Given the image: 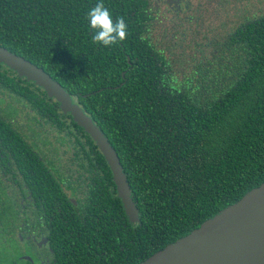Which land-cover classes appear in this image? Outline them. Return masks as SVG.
<instances>
[{
  "label": "trees",
  "instance_id": "obj_1",
  "mask_svg": "<svg viewBox=\"0 0 264 264\" xmlns=\"http://www.w3.org/2000/svg\"><path fill=\"white\" fill-rule=\"evenodd\" d=\"M97 3L0 0V45L49 73L105 133L138 209L135 225L116 196L103 154L70 113L64 114L58 101L16 74L0 71V84L9 90V102L27 105L26 121L39 116L61 130L67 116L78 131L68 134L73 136L72 152L81 165L83 160L89 164L90 174L85 178L90 181L89 197L81 204L89 209L95 203L96 211L85 220L74 214V227L80 229L74 236L85 238L84 227L93 228L86 241L98 254L76 238L75 259L83 264H137L264 181V15L239 25L222 66L207 67L211 49H196V41L189 39L179 48L175 43L180 35L160 27L152 33L142 11L136 24L124 19V41L109 47L95 44L87 13ZM103 3L114 22L122 16L114 0ZM7 112L16 114L17 109ZM4 115L0 160L18 167L35 192L39 181L45 198L57 190V206L64 211L60 187L44 185L55 180L47 172L46 158ZM93 169L104 178L93 175ZM107 180L112 193L103 184ZM98 185L101 195L95 192ZM60 263L67 261L62 258Z\"/></svg>",
  "mask_w": 264,
  "mask_h": 264
},
{
  "label": "flooded vegetation",
  "instance_id": "obj_2",
  "mask_svg": "<svg viewBox=\"0 0 264 264\" xmlns=\"http://www.w3.org/2000/svg\"><path fill=\"white\" fill-rule=\"evenodd\" d=\"M251 1L255 6L252 15L240 20L235 17L231 19V15L247 5L249 0H114L119 5L121 17L127 22L136 24V14L142 11L148 17L152 33H157L156 29L160 27L180 35L177 44L175 43L179 48L191 40L196 41V49L203 48L204 51L211 49L214 55L209 58L204 56L211 60L206 58L207 67L221 65L222 55L227 51V43L230 42L232 34L239 25L264 15V0ZM214 44L215 46L212 47ZM189 49L191 48L188 47L187 50ZM195 52L197 56L201 54ZM214 60L218 62L214 63ZM0 71L16 74L15 71L2 65ZM21 79L25 81L26 78L21 77ZM34 86H37L39 93L42 91L38 85L34 84ZM8 91L0 84V114H5L6 121H10L12 127L20 132L23 138L28 139V142L34 146L35 152L44 155L47 160L45 164L47 172L55 177L53 184L44 185L52 190L60 187L65 210L57 206V190H53L51 195L45 198L46 195L39 189V181L35 182V192L33 188H29L18 167L10 166L8 159L0 160V264H61L62 258L66 259L67 264H83L73 255V243L76 238L79 242L83 240L86 242L85 246L92 250L94 255L98 254L87 243L93 235V228L84 227L88 231L85 238L74 236L76 230L80 229L74 227L73 217L74 214L81 220L94 217L96 205L92 203L91 208L88 209L81 204L84 197H89L90 181L86 182L85 178H89L90 174L87 172L89 164L83 162L84 160L83 165L80 160L74 163L73 144L69 140H72L73 136L70 138L68 135L77 131L70 121L73 118L71 116L69 119L66 116V124L61 125V130L51 121L46 122L39 116L26 121L23 111L27 109V105L20 100L9 102ZM13 106L17 109V113H8L9 107ZM77 136L81 140L84 139L80 132ZM62 139L65 142L61 141ZM60 151L68 158L67 153H70L72 164L66 167V171L59 167L61 164L55 162L58 160L55 154ZM3 163L8 164L10 168L5 167ZM73 165H75L74 169ZM93 175H98L94 169ZM98 176L100 179L104 178L102 172ZM103 184L107 185L110 193L114 192L108 180ZM96 188L99 190L95 192L101 195L102 186L98 185ZM85 209L87 213L83 212ZM88 255L94 258L93 255Z\"/></svg>",
  "mask_w": 264,
  "mask_h": 264
},
{
  "label": "water",
  "instance_id": "obj_3",
  "mask_svg": "<svg viewBox=\"0 0 264 264\" xmlns=\"http://www.w3.org/2000/svg\"><path fill=\"white\" fill-rule=\"evenodd\" d=\"M0 63L41 87L90 135L110 167L116 196L121 200L129 222L135 225L139 218L138 209L126 173L101 128L41 67L1 45ZM137 264H264V181L205 219L188 234Z\"/></svg>",
  "mask_w": 264,
  "mask_h": 264
},
{
  "label": "clouds",
  "instance_id": "obj_4",
  "mask_svg": "<svg viewBox=\"0 0 264 264\" xmlns=\"http://www.w3.org/2000/svg\"><path fill=\"white\" fill-rule=\"evenodd\" d=\"M87 19L92 29L91 39L97 45L109 47L127 38V24L124 18L117 17L114 22L103 0H98L95 7L88 11Z\"/></svg>",
  "mask_w": 264,
  "mask_h": 264
},
{
  "label": "rangeland",
  "instance_id": "obj_5",
  "mask_svg": "<svg viewBox=\"0 0 264 264\" xmlns=\"http://www.w3.org/2000/svg\"><path fill=\"white\" fill-rule=\"evenodd\" d=\"M255 8V6H253L252 1L249 0V3L243 7H241L240 9H238L236 12H234L231 15V19H233L235 17V19H240L242 20L243 18L249 17L252 15L253 13V9ZM0 65H2L3 67H7L5 64L0 63ZM8 68V67H7ZM70 151V149H68ZM71 152V151H70ZM62 151H60V153L55 154L57 156L56 159H58L57 161H55L58 164H61V166H59L63 171H66L67 168L66 167H70V164H72V161L70 160V153H67L69 158L65 155H62ZM74 163H77V160H74ZM72 167V166H71ZM75 168V165H73V169ZM71 173H74V171H71Z\"/></svg>",
  "mask_w": 264,
  "mask_h": 264
}]
</instances>
